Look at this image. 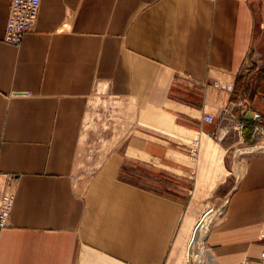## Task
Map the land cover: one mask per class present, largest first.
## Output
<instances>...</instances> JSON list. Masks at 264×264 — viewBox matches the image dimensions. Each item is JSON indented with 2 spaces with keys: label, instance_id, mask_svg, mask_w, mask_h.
Here are the masks:
<instances>
[{
  "label": "crops",
  "instance_id": "crops-1",
  "mask_svg": "<svg viewBox=\"0 0 264 264\" xmlns=\"http://www.w3.org/2000/svg\"><path fill=\"white\" fill-rule=\"evenodd\" d=\"M9 5L0 0V194L15 200L0 264H167L189 237L188 255L198 209L219 190L223 214L200 255L257 261L264 90L246 63L264 47V0H41L19 46L3 41ZM95 94L123 102V113L99 105L128 130L76 177Z\"/></svg>",
  "mask_w": 264,
  "mask_h": 264
},
{
  "label": "rangeland",
  "instance_id": "rangeland-1",
  "mask_svg": "<svg viewBox=\"0 0 264 264\" xmlns=\"http://www.w3.org/2000/svg\"><path fill=\"white\" fill-rule=\"evenodd\" d=\"M263 58V59H262ZM260 60L263 61L264 63V47L263 48H258V49H253L252 52L250 53L248 59H247V63L246 66L249 68L251 66V64H255L256 62H258L259 64H261ZM263 66V64L261 65V67ZM259 67V66H258ZM246 68V69H248ZM227 85V84H224ZM94 97V101L96 102V105L94 106L95 110L92 109V111H90L89 114H86L85 118H82L79 121V127L78 130L80 132L81 135V146H80V150H79V160H78V168L76 169V177H83L86 178L88 176L89 173H91L92 171L95 170V168L99 165L100 161L103 159V156L105 155L106 152L109 151V149L113 146V141L116 139L115 134L116 131L119 129L121 134L124 135V132H126L128 129L125 128H121V127H117L115 126L116 124H118V116L116 117V119H113V113L109 112L110 108L107 106L105 109L106 111H103V106L99 105L100 100L105 101L104 103H109V101H112L111 103L114 102L113 99H111L108 96H102L101 95H93ZM118 101L116 100L115 103H113V106H118L121 108V113L126 112V107L125 105H123V102L120 101V103L118 104ZM122 107H124L122 109ZM114 110H117L114 109ZM108 112V113H107ZM102 116V114H104ZM121 113H119V115H121ZM251 114V113H249ZM259 114L260 115V120H256V126L262 125L264 127V114L261 113H255L254 115ZM253 115V117H254ZM252 116V115H251ZM121 121V119H120ZM119 121V122H120ZM115 124V125H114ZM124 124V123H123ZM255 132V130H254ZM114 138H113V136ZM121 135V136H122ZM255 141L253 143V147L260 150V151H264V148H261L257 145V142H261L262 140H260V136L255 137ZM86 140V142H88V140L90 139V142L87 144L88 148L86 150V142L83 143V141ZM241 150L240 151H247L246 146L245 147H240ZM104 153V154H103ZM85 156V157H84ZM244 155H241V158H243ZM231 183H227L226 184V188H228V186H230ZM224 189V188H223ZM13 192V191H11ZM14 193V192H13ZM15 194V193H14ZM223 194L224 192L219 190L218 192L214 193L211 197H208V201L205 202V205L202 206L201 208H199V217L200 218L201 214L209 209V207L213 210V215L211 216V219L209 220V224H208V229L210 226V222L214 221V219L216 217H219L223 214V210L224 207L223 205H221V207L219 206L221 204V201H219V203H216V201H218V199L223 198ZM190 210H194V209H190ZM196 210V209H195ZM215 210V211H214ZM194 212V211H193ZM261 234V233H260ZM259 234V235H260ZM259 238H261V235L259 236ZM188 240L189 237L187 238V240L183 243V245L180 246V249L178 252H173L169 259L167 264H198L195 261V257L200 258L201 256L204 255H198V251H195L196 253H194V250L198 247H195V245H193V249H192V255L194 257H188L187 253H186V249H187V244H188ZM206 247V245H205ZM207 249V247H206ZM198 255V256H196ZM206 258V257H204ZM203 258V259H204Z\"/></svg>",
  "mask_w": 264,
  "mask_h": 264
},
{
  "label": "built area",
  "instance_id": "built-area-1",
  "mask_svg": "<svg viewBox=\"0 0 264 264\" xmlns=\"http://www.w3.org/2000/svg\"><path fill=\"white\" fill-rule=\"evenodd\" d=\"M41 0H10L9 13L5 26L3 41L11 46H19L22 43L24 35L31 31L37 21ZM222 89H231L230 85H219ZM256 120H260V115H254ZM213 116L206 115L204 120L207 122L213 121ZM243 123H238L237 128L240 130ZM254 135L260 136L261 142L257 145L264 148V127L259 125L255 128ZM199 141L196 140L191 148L193 156L198 155ZM15 200V194L10 190L3 191L0 194V235L8 225L12 212V207ZM262 250L257 261H244L241 264H264V219L262 222L261 238Z\"/></svg>",
  "mask_w": 264,
  "mask_h": 264
},
{
  "label": "bare ground",
  "instance_id": "bare-ground-1",
  "mask_svg": "<svg viewBox=\"0 0 264 264\" xmlns=\"http://www.w3.org/2000/svg\"><path fill=\"white\" fill-rule=\"evenodd\" d=\"M212 212H213L212 209H208L207 212L205 213V215L203 216V218L201 219V221L199 222L198 227L195 229L196 231H195V234H194L193 239H192L191 244H190V248L188 251V257H190V251L192 252L193 245H195V247H198V249L196 248L194 250V253H195V251L199 250L198 255H200V253L202 252L201 248L203 247L204 235L207 232L209 220L211 219V216L213 215ZM261 231H262V225H261L260 233H261ZM198 255H196V256H198ZM204 257H206V258H204ZM203 258L200 257L199 258L200 261H198V258L195 257V261L198 264H214L213 259L208 252L205 255H203Z\"/></svg>",
  "mask_w": 264,
  "mask_h": 264
},
{
  "label": "trees",
  "instance_id": "trees-1",
  "mask_svg": "<svg viewBox=\"0 0 264 264\" xmlns=\"http://www.w3.org/2000/svg\"><path fill=\"white\" fill-rule=\"evenodd\" d=\"M250 74L253 73V77H254V83H253V86L254 87H258L259 86H262L263 90H264V63H263V66L262 67H258L256 64H253L252 67H251V70L249 72ZM237 82H239V78L237 79L236 81V84ZM256 82V84H255ZM250 87L251 85L249 84V82L246 80L244 85H243V88H242V92L245 96H249L250 94ZM247 121V120H245Z\"/></svg>",
  "mask_w": 264,
  "mask_h": 264
},
{
  "label": "water",
  "instance_id": "water-1",
  "mask_svg": "<svg viewBox=\"0 0 264 264\" xmlns=\"http://www.w3.org/2000/svg\"><path fill=\"white\" fill-rule=\"evenodd\" d=\"M249 116H250V114H249ZM198 225H199V223L197 224V227H198ZM197 227H196V228H197Z\"/></svg>",
  "mask_w": 264,
  "mask_h": 264
}]
</instances>
